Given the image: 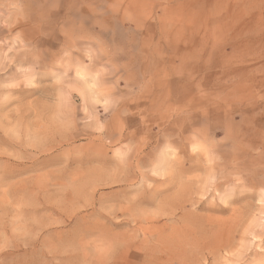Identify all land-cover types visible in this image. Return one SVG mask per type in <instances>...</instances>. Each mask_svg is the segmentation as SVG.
I'll return each instance as SVG.
<instances>
[{"label":"rangeland","instance_id":"1","mask_svg":"<svg viewBox=\"0 0 264 264\" xmlns=\"http://www.w3.org/2000/svg\"><path fill=\"white\" fill-rule=\"evenodd\" d=\"M0 264H264V0H0Z\"/></svg>","mask_w":264,"mask_h":264},{"label":"crops","instance_id":"2","mask_svg":"<svg viewBox=\"0 0 264 264\" xmlns=\"http://www.w3.org/2000/svg\"><path fill=\"white\" fill-rule=\"evenodd\" d=\"M251 19H252V15H248V17L245 19V22H247L246 23V25L248 26V27H250V25H252L251 23Z\"/></svg>","mask_w":264,"mask_h":264}]
</instances>
